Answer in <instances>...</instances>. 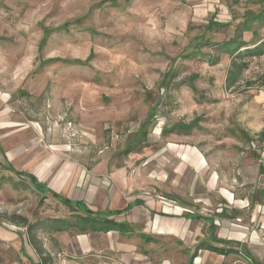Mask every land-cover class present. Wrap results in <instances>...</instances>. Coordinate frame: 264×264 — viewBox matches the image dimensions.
Returning a JSON list of instances; mask_svg holds the SVG:
<instances>
[{
	"label": "rangeland",
	"instance_id": "rangeland-1",
	"mask_svg": "<svg viewBox=\"0 0 264 264\" xmlns=\"http://www.w3.org/2000/svg\"><path fill=\"white\" fill-rule=\"evenodd\" d=\"M262 7L264 0H0V113L38 124L48 140L86 150L93 161L100 151L121 157L144 150L143 132L193 123L188 135L161 134L162 141L198 146L226 188L264 201V175L257 177L264 167V57L247 59L233 87L225 81L228 55L210 65L217 53L204 47L184 58L196 43L231 38L244 13ZM211 21L228 26L208 29ZM257 34L243 40H264V27ZM1 171L0 227L15 236L0 240V264L37 263L36 250L50 264H185L183 248L170 240L137 253L102 244L85 252L38 230L30 244L29 225L69 219L70 210L30 179L6 182ZM250 229L264 246V226ZM202 258L199 250L191 264Z\"/></svg>",
	"mask_w": 264,
	"mask_h": 264
},
{
	"label": "crops",
	"instance_id": "crops-1",
	"mask_svg": "<svg viewBox=\"0 0 264 264\" xmlns=\"http://www.w3.org/2000/svg\"><path fill=\"white\" fill-rule=\"evenodd\" d=\"M0 119L1 178L23 182L32 177L42 188L39 193H54L128 227L126 234L56 233V241L66 250L78 244L89 252L102 244L116 252L137 253L170 240L183 248L185 264H191L199 250L202 264H243L245 259L264 264L261 238L250 229L264 226L263 199L254 203L226 188L198 146L176 137L162 141L155 129L151 135L141 134L144 141L147 138L144 150H126L121 157L118 152L100 151L93 161L88 151L48 140L38 124L27 125L8 110L0 113ZM14 236L0 227V240ZM206 246L223 253L207 252Z\"/></svg>",
	"mask_w": 264,
	"mask_h": 264
},
{
	"label": "trees",
	"instance_id": "trees-1",
	"mask_svg": "<svg viewBox=\"0 0 264 264\" xmlns=\"http://www.w3.org/2000/svg\"><path fill=\"white\" fill-rule=\"evenodd\" d=\"M227 26L228 25L217 24L211 21L207 28H224ZM261 27H264V7H262L256 14L254 12L246 11L243 15L242 21L235 25L231 38L220 43H210L208 41L196 43L192 52L185 55L184 58L192 59L196 55H201L200 50L204 47L211 48L217 53V57H209V59H211L209 61L210 65L216 64V60L219 55H228L231 59V69L228 72L225 81L227 87H233L239 81L242 72L247 69V59L264 57V40L256 41L251 45H248V43L243 40V35L249 34L252 40L255 41L258 35L257 29ZM47 34L48 33H44V37H47ZM193 126V123L189 125L174 124L168 129H162L161 134L162 136H166L168 134L188 135L193 129ZM144 135H146V133H144ZM261 136H264V131L261 132ZM244 138L247 142H251L246 135ZM259 174L264 175L263 166H259ZM28 178L37 191L42 189L40 186L36 185L34 178ZM50 195L61 205L70 210V218H51L49 219L50 221L47 222L40 221L34 223L33 225H29L27 228V236L30 244L33 240V231L35 232L38 230L45 231L48 235L69 230H76L79 233H107L113 230L124 234L129 232L128 227L125 224H118L111 220L95 216L89 210L82 208L80 205H73L67 199L60 198L54 193H50ZM206 248L211 252H217L219 254L223 253V250L212 246H206ZM36 254L39 256V261L37 263L32 261L31 264L51 263L49 255L43 257V254L39 250H36Z\"/></svg>",
	"mask_w": 264,
	"mask_h": 264
},
{
	"label": "built area",
	"instance_id": "built-area-1",
	"mask_svg": "<svg viewBox=\"0 0 264 264\" xmlns=\"http://www.w3.org/2000/svg\"><path fill=\"white\" fill-rule=\"evenodd\" d=\"M159 199H160V200H162V201H165V199H164V198H162V197H159Z\"/></svg>",
	"mask_w": 264,
	"mask_h": 264
}]
</instances>
